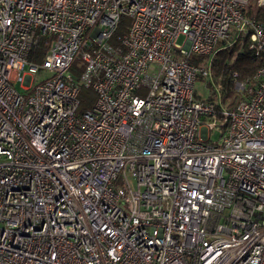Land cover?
<instances>
[{"label":"built area","instance_id":"built-area-1","mask_svg":"<svg viewBox=\"0 0 264 264\" xmlns=\"http://www.w3.org/2000/svg\"><path fill=\"white\" fill-rule=\"evenodd\" d=\"M248 4L0 0V264H264V65L231 109L211 69L264 54Z\"/></svg>","mask_w":264,"mask_h":264},{"label":"trees","instance_id":"trees-1","mask_svg":"<svg viewBox=\"0 0 264 264\" xmlns=\"http://www.w3.org/2000/svg\"><path fill=\"white\" fill-rule=\"evenodd\" d=\"M246 14L251 17L263 19V9L258 5L257 11H252V5L248 4ZM128 29V21L122 17L113 35L112 41H117ZM52 38L43 35L33 47L30 53V61L40 63L51 43ZM205 58L192 57L191 62H203ZM264 65V54H256L246 45L241 49L239 45L222 48L212 57L211 69L213 82L221 95V101L227 108H234L243 96L235 89L232 74L238 73V79L253 85L257 70ZM73 73L78 77L81 71L79 61L74 62L71 67ZM211 87V86H210ZM211 99L214 98L215 90L211 87ZM96 94L92 88L82 85L79 93V112H83L92 107Z\"/></svg>","mask_w":264,"mask_h":264},{"label":"rangeland","instance_id":"rangeland-1","mask_svg":"<svg viewBox=\"0 0 264 264\" xmlns=\"http://www.w3.org/2000/svg\"><path fill=\"white\" fill-rule=\"evenodd\" d=\"M249 4L252 5V11L255 12L257 11V0H249ZM250 16V15H249ZM126 20L128 21V25L130 23V18L125 17ZM79 61V60H77ZM79 64H81V62L79 61ZM71 72L73 73V71L71 70ZM74 74V73H73ZM51 75V73L48 70H44L41 67H39L37 73H35L33 81L35 83L40 82L41 80L49 77ZM75 75V74H74ZM76 76V75H75ZM17 88H19L21 91L24 92V89L21 88L20 84H17ZM196 90L197 93L200 94L201 96L207 98L210 95L209 92V87L204 85L203 81H198L196 84ZM213 135V134H212Z\"/></svg>","mask_w":264,"mask_h":264}]
</instances>
